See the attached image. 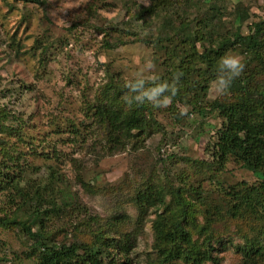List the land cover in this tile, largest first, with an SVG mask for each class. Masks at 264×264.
<instances>
[{"label": "trees", "instance_id": "trees-1", "mask_svg": "<svg viewBox=\"0 0 264 264\" xmlns=\"http://www.w3.org/2000/svg\"><path fill=\"white\" fill-rule=\"evenodd\" d=\"M150 1L135 19L152 29L151 34L153 23L160 21L153 43L172 44L160 79L171 82L179 75L176 96L163 109L147 103L130 105L125 100V82L109 75V83L95 99L85 100L86 115L102 123L105 130L109 128L108 142L133 143L140 149L152 135L165 131L161 114L168 112L175 122L184 119L179 104L200 115L217 112L221 123L213 125L209 157L199 159L202 171L220 174L229 162H235L253 172L258 181L227 187L215 181L209 187L201 184L199 174L187 173L178 184L153 178L139 185L131 199L137 209L134 228L143 225L150 210L155 215L153 254L146 264H219V255L231 248L243 264H264V20L252 22L244 30L249 11L242 2L232 19L219 23L221 0ZM203 1L209 4L207 10L201 9ZM193 11L196 14L191 16ZM107 36L115 41H106L110 48L122 44L121 36L113 32ZM231 52L242 57L244 69L225 93L210 100L207 95L217 75L218 61ZM178 56L181 60L176 63ZM0 120V192L7 197V208L0 207V227L25 233L26 259L32 264H134L129 255L136 238L131 241L130 236L137 235L129 231L119 232V238L109 235L111 229L130 222L125 216H114L100 228H92L93 240L66 243L54 239L49 223L54 217L60 218L66 204L61 195L63 180L53 166L39 181L33 179L30 168L34 174L41 169L30 164L29 158L22 164L26 154L8 140L16 135L18 141H25L21 127L11 124L3 108ZM73 126L70 131L79 134L80 129ZM193 176L195 182L190 181Z\"/></svg>", "mask_w": 264, "mask_h": 264}, {"label": "rangeland", "instance_id": "rangeland-1", "mask_svg": "<svg viewBox=\"0 0 264 264\" xmlns=\"http://www.w3.org/2000/svg\"><path fill=\"white\" fill-rule=\"evenodd\" d=\"M239 2L249 11L244 30L264 20V0H221L219 23L236 15ZM150 4V0H0V108L25 136L23 142L16 135L8 139L26 154L22 164L29 158L30 164L41 169L34 174L27 165L30 176L39 181L53 166L63 180L61 195L66 204L60 218L49 223L52 236L66 243L93 240L92 228H100L114 216L128 217L130 222L111 229L109 235L119 238V232L126 231L137 235L130 236L131 241L136 238L129 255L134 264H146L153 254L152 210L143 225L137 229L133 225L137 209L131 199L144 182L160 178L178 184L187 173L199 174L201 184L209 187L215 181L226 187L258 181L253 172L235 162H229L220 174L202 171L199 159L209 157L213 125L221 123L217 112L200 115L179 104L180 110H186L184 119L175 122L168 112L161 114L164 134L152 135L140 149L133 143L108 142L109 128L86 115L85 100L95 99L109 83V75L121 82L130 80L142 70L145 58L154 65L150 74L162 75L172 44L153 43L160 21L153 23L151 34L152 29L135 19ZM202 5L204 10L209 7L204 1ZM107 32L121 36L122 44L110 48L106 41H115ZM180 60L178 56L174 61ZM219 95L210 87L207 98ZM73 125L79 134L70 131ZM194 178L190 181L195 182ZM6 198L0 192V207L7 208ZM24 236L18 228L0 227V264L33 263L26 259ZM223 254L219 264H243L234 249Z\"/></svg>", "mask_w": 264, "mask_h": 264}, {"label": "clouds", "instance_id": "clouds-1", "mask_svg": "<svg viewBox=\"0 0 264 264\" xmlns=\"http://www.w3.org/2000/svg\"><path fill=\"white\" fill-rule=\"evenodd\" d=\"M154 65L152 61L145 58L143 68L135 73L132 79L125 81L124 88L126 103L143 105L149 104L154 109L167 108L173 97L177 94L176 84L179 75L173 77L171 82L162 81L158 75L150 74ZM244 69L242 59L235 54H226L220 58L217 64V75L212 81L211 87L217 93H225ZM180 115H186V110L181 109Z\"/></svg>", "mask_w": 264, "mask_h": 264}]
</instances>
